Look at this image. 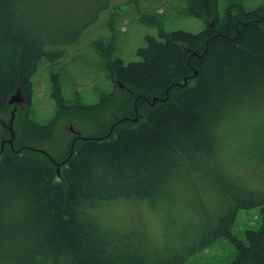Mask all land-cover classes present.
Here are the masks:
<instances>
[{
    "label": "trees",
    "instance_id": "trees-1",
    "mask_svg": "<svg viewBox=\"0 0 264 264\" xmlns=\"http://www.w3.org/2000/svg\"><path fill=\"white\" fill-rule=\"evenodd\" d=\"M24 1L0 0V112L16 94L30 106L39 61L62 51L32 0ZM186 2L192 16L210 21L203 31L160 30L159 39L147 37L138 50L141 61L107 63L109 78L137 97L124 116L142 113L137 123H115L109 139H76V152L67 154L59 175L47 155L16 148V140L13 149L4 145L0 264H181L222 238L234 247L230 264H264V191L245 185L234 171L254 163L247 154L264 157V6L247 11L232 4L220 19L217 0ZM52 95L57 116L96 107L66 105L59 85ZM27 121L28 128L46 129ZM244 138L250 150L235 161L230 154ZM118 202L168 214L170 230L191 228L198 240L150 262L131 233L103 221V208ZM254 208H260L259 227L242 240L232 231L238 211Z\"/></svg>",
    "mask_w": 264,
    "mask_h": 264
},
{
    "label": "rangeland",
    "instance_id": "rangeland-1",
    "mask_svg": "<svg viewBox=\"0 0 264 264\" xmlns=\"http://www.w3.org/2000/svg\"><path fill=\"white\" fill-rule=\"evenodd\" d=\"M36 2L37 5L32 0L33 5L30 6L36 9V17L43 29L52 35V39L60 45L57 46L58 49L62 51H50L58 55L45 56L39 61L32 77L31 105L22 104L23 111L14 114L13 131L16 148L23 146L29 152L39 151L47 155L55 161V171L56 163L63 162L70 152L75 154L80 139L95 135L111 137L114 124L123 122L130 103L133 101L134 104L135 97L127 90L129 88H122L109 78L108 62L121 60L127 65L141 61L138 50L147 46V37L159 39L160 30H182L198 34L210 23L205 18L192 16L186 0ZM232 4L242 5L250 11L264 6V0H217L220 19ZM49 48L51 49L47 46L46 49ZM55 85L60 86L66 105L96 107L86 112L69 108L57 116L58 103L52 95ZM107 96L109 100L105 102ZM13 106L0 112V143L8 135L5 127ZM138 116L140 120L143 114L135 111L133 119ZM28 119L46 129L39 131L28 128ZM238 131L243 133L244 130ZM260 140L263 141L260 147L264 149V138ZM246 144L247 139L244 138L241 146H236L230 154L233 160H241V150H250ZM22 153L27 154V151ZM255 156L256 154H247L250 160L248 162L264 161V157ZM251 164L247 165L245 162L242 166L235 167L234 171L242 183L264 191V163ZM64 168L65 164H61L60 172ZM102 217L106 223L131 233V239L138 242L141 252L150 262L161 252L166 257L172 254L175 256L178 251L192 247L198 240L196 236L189 235L193 231L191 228L175 227L177 233L170 230L168 214L150 210L143 203H114L103 208ZM259 224L260 208L239 210L232 231L235 236L244 240L246 230L257 229ZM185 236L187 245H179L182 247L179 248V240ZM234 255V247L230 241L222 238L186 256L181 264H230Z\"/></svg>",
    "mask_w": 264,
    "mask_h": 264
},
{
    "label": "water",
    "instance_id": "water-1",
    "mask_svg": "<svg viewBox=\"0 0 264 264\" xmlns=\"http://www.w3.org/2000/svg\"><path fill=\"white\" fill-rule=\"evenodd\" d=\"M185 83H186V80H184V84ZM154 100H155V98L151 102V105L154 104ZM22 101H23V99L18 94H16L12 99L9 100L8 104L9 105L22 104ZM16 110H17V107L15 105V107L10 112V118H9V121H8V123L6 125V129L8 131V137L6 139H3L1 141L0 155H1L2 151H3V149H4V145L5 144H8L10 146V148L13 149V143L15 141V134H14V131H13V121H14V114H15ZM133 121H137V117H135L133 119ZM21 151H22V148L18 149L17 152H21ZM71 155H72V152H70V154H69V156L67 158H69ZM67 158L63 162H61V163H56V168H57L56 173L57 174L59 173V167H60V165L61 164H65L66 161H67Z\"/></svg>",
    "mask_w": 264,
    "mask_h": 264
},
{
    "label": "flooded vegetation",
    "instance_id": "flooded-vegetation-1",
    "mask_svg": "<svg viewBox=\"0 0 264 264\" xmlns=\"http://www.w3.org/2000/svg\"><path fill=\"white\" fill-rule=\"evenodd\" d=\"M112 80H114V83H115L116 85H119V84H120V85H119L120 87H122V88L124 87V85H122L121 83L117 82L116 79H112ZM127 88H128V87H127ZM127 90H128L130 93H133V92L131 91L130 88L127 89ZM136 99H137V97L135 98V100H136ZM157 100H158V99H156L155 103L157 102ZM25 102H26V100L23 99L22 104H25ZM22 104L17 105V106H16L17 109H18V108H23ZM153 105H154V104H153ZM14 107H15V105L13 106V108H14ZM13 108H12V109H13ZM16 111H17V110H16ZM133 116H134V115H133ZM123 118L126 119V121H128V120H129V121H130V120L133 121V117H132V118H129V117H123ZM138 119H139V116L137 117V120H138ZM140 119H141V118H140ZM133 122L135 123V122H137V121H133ZM3 127H4V126H3Z\"/></svg>",
    "mask_w": 264,
    "mask_h": 264
},
{
    "label": "bare ground",
    "instance_id": "bare-ground-1",
    "mask_svg": "<svg viewBox=\"0 0 264 264\" xmlns=\"http://www.w3.org/2000/svg\"><path fill=\"white\" fill-rule=\"evenodd\" d=\"M157 98H155L154 102L156 101Z\"/></svg>",
    "mask_w": 264,
    "mask_h": 264
}]
</instances>
